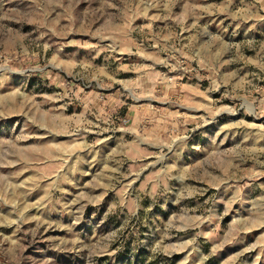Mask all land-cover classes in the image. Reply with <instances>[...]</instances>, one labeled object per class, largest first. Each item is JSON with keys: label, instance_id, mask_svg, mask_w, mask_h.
Returning a JSON list of instances; mask_svg holds the SVG:
<instances>
[{"label": "rangeland", "instance_id": "1", "mask_svg": "<svg viewBox=\"0 0 264 264\" xmlns=\"http://www.w3.org/2000/svg\"><path fill=\"white\" fill-rule=\"evenodd\" d=\"M0 264H264V0H0Z\"/></svg>", "mask_w": 264, "mask_h": 264}]
</instances>
